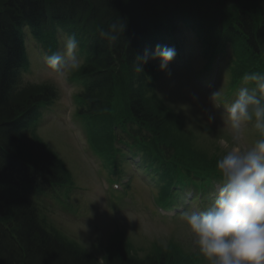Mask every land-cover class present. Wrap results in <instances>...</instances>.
I'll return each instance as SVG.
<instances>
[{
	"label": "trees",
	"instance_id": "obj_1",
	"mask_svg": "<svg viewBox=\"0 0 264 264\" xmlns=\"http://www.w3.org/2000/svg\"><path fill=\"white\" fill-rule=\"evenodd\" d=\"M161 1L163 6L169 4L170 10L174 11L186 9L194 14L204 11V7L190 5L192 0ZM151 5L155 6V2L0 0V264H99L80 247L59 242L53 235L47 234L36 221L26 199L30 192L41 186L42 179H55L61 171L49 153L27 147L20 136L24 122L32 116L29 113L32 104L45 98L48 91L32 90L28 97L19 101L17 98L23 92L19 95L11 92L17 77L15 67L22 61L19 28L28 21L39 22L47 15L73 18L83 26H91L92 21H96L98 30H90L95 34V40L101 39L103 46L97 42L94 59L87 68L91 81L86 100L90 111L99 113L106 111L110 103L116 68L127 70L130 83L140 76L134 71L136 53L133 50L135 39L144 31L147 21L150 25L156 19L158 9ZM218 6L232 10H222L236 29H231L230 34L243 33L247 37L242 40V47L261 62L264 72V0H221ZM119 18L126 24L125 31L114 45H109L99 36V30L107 29ZM202 22L200 20V24ZM129 87L131 111L140 120L160 129L164 123L152 103H147L143 90L132 85ZM181 143L191 150L184 141ZM197 155L207 157L210 166L217 160L202 152ZM111 243L114 246L105 251L101 264H165L170 259L165 253H153L145 259H137L124 253L119 246L115 247L116 241Z\"/></svg>",
	"mask_w": 264,
	"mask_h": 264
},
{
	"label": "clouds",
	"instance_id": "obj_2",
	"mask_svg": "<svg viewBox=\"0 0 264 264\" xmlns=\"http://www.w3.org/2000/svg\"><path fill=\"white\" fill-rule=\"evenodd\" d=\"M126 24L120 18L99 36L114 45ZM79 42L75 34L64 38L62 51L45 57V64L58 79L80 67ZM175 49L157 44L153 51L137 55L134 71L143 73V65L159 59V69L168 70ZM236 99L226 107V120L232 129V141L239 145L240 129L253 122L258 137L251 147H233L215 162L220 178L211 204L202 210L188 209L181 214L193 236V243L207 264H264V72H246ZM219 91L212 93V99ZM210 120L214 117H209Z\"/></svg>",
	"mask_w": 264,
	"mask_h": 264
},
{
	"label": "rangeland",
	"instance_id": "obj_3",
	"mask_svg": "<svg viewBox=\"0 0 264 264\" xmlns=\"http://www.w3.org/2000/svg\"><path fill=\"white\" fill-rule=\"evenodd\" d=\"M30 57L33 60L36 58L34 57V54H31ZM22 80L25 84H39L42 82L50 83L59 88L58 94L59 97H62L63 91L60 90L56 75L46 71L42 67L40 68L39 66H36L32 74L22 75ZM160 85L161 88L159 94L162 97H167L166 105H172L175 111L186 119L188 127H183L178 119L174 118V116L170 114L166 108H163L162 105H159L157 101L147 100L148 104L152 103L154 108H156V112L160 115V121L164 120L165 128H161L163 132L169 134L177 140H183L189 146L198 151L206 152L207 150L211 156L215 152L214 147L204 144L202 138L199 139L196 134H192L188 131L189 128L192 127L194 129H198V131H201L203 134L208 136V138L209 136H212L213 138L215 137V139L217 138L218 140L215 143H217L221 150L225 152L231 150L233 147H239L242 149V144L239 143V145H235L232 141V129L224 122L226 120V116L223 114L221 115L223 117L218 116L217 114L219 113L216 111V114L212 110V106L209 104L208 99H206V95L199 91H193L194 96H191V84H189V87L186 89L182 85L175 83L172 78L167 80V82L166 79L161 80ZM29 94L30 93L21 94L17 98L18 101L20 99H25L29 96ZM200 98L203 99V102H199ZM57 101L59 104L63 103L62 98ZM206 111L209 113L211 112V117H214V119L210 120ZM202 114L205 115V117ZM55 117L56 114L54 112L53 118ZM206 117H208V119ZM48 119L50 118L48 117ZM61 130H64L62 125L50 126L44 130L42 135L47 139L50 146L57 148V150L62 153H60V155L63 159H67L64 160L65 167L74 169L77 164L79 165L77 152L71 149V141L68 139L67 135L62 133ZM34 152L37 153L36 150ZM97 211L98 215H104L106 218H110L105 211H101L99 208ZM101 222H103V220H101ZM118 223H122V221L118 220ZM59 224L66 237L76 240L78 245H81L79 247L82 251L84 250L87 253L88 248L93 254L95 253L98 257H95L93 254L91 255L89 252L88 253L90 255L88 253L87 254L93 261H96L99 264L102 263L100 247L98 244L104 242L105 226H97L96 223L94 224L88 220L77 219L74 217H62ZM112 231L114 230H109V232ZM124 232H126L127 235L123 236L125 237L124 239L117 238L115 247L119 246L123 249L124 253L137 259H145L153 253H165L166 256L178 255L181 257L179 249L173 244H168L171 242L168 241L171 238L174 241H178L182 246L189 247L188 250L198 252L194 246L193 236L190 229H188L187 224L184 221L182 223L176 221L171 225H162L161 221L152 215L148 223L142 221L141 224L135 228L126 227ZM113 246L114 244L110 245L108 250Z\"/></svg>",
	"mask_w": 264,
	"mask_h": 264
},
{
	"label": "bare ground",
	"instance_id": "obj_4",
	"mask_svg": "<svg viewBox=\"0 0 264 264\" xmlns=\"http://www.w3.org/2000/svg\"><path fill=\"white\" fill-rule=\"evenodd\" d=\"M220 3H221V0H192L190 5H192V6H201V7H209L210 6L211 8L217 10L218 4H220ZM221 9L222 10H227V11H230V12L232 11L231 9L226 8V7H221ZM216 16H218L221 21L222 20H226L225 17L221 16L218 13V11L216 13ZM98 41L99 40L97 39V42ZM99 43H101V39H100ZM101 45H102V43H101ZM136 49H137V47L135 46L133 51L136 52ZM128 92L130 93L129 90H128Z\"/></svg>",
	"mask_w": 264,
	"mask_h": 264
}]
</instances>
